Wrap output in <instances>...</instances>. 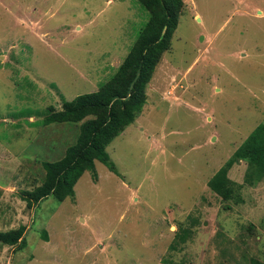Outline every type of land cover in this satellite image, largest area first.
<instances>
[{"label": "rangeland", "instance_id": "rangeland-1", "mask_svg": "<svg viewBox=\"0 0 264 264\" xmlns=\"http://www.w3.org/2000/svg\"><path fill=\"white\" fill-rule=\"evenodd\" d=\"M182 2L141 112L106 148L116 173L95 161L73 197L27 208L20 193L78 135L44 125L49 109L108 81L148 14L135 0H0V231L26 229L0 264H264V180L248 185L241 162L221 171L264 125V0ZM220 173L239 200L217 192Z\"/></svg>", "mask_w": 264, "mask_h": 264}, {"label": "trees", "instance_id": "trees-1", "mask_svg": "<svg viewBox=\"0 0 264 264\" xmlns=\"http://www.w3.org/2000/svg\"><path fill=\"white\" fill-rule=\"evenodd\" d=\"M135 1L145 9L148 20L114 74L95 92L64 102L59 111L50 108V113L43 120L44 125H77L78 135L60 160L42 164V183L30 191L20 193V199L27 208L36 206L49 196L57 202L73 197V187L83 173L92 171L94 179L96 178L95 161L116 173L106 148L141 112L146 102V87L163 54L171 46L183 9L182 0ZM236 162L246 164L244 181L248 185L261 181L264 177V125H258L254 129L221 171L228 170ZM220 174L216 178L217 192L225 200L231 196L239 200L236 194H230L233 193V188L229 187L231 183L228 185L224 173ZM25 232L24 226L0 231V246L15 247L18 250L25 248ZM176 235L181 244L190 237L188 230H178ZM249 263L261 264L256 259H249Z\"/></svg>", "mask_w": 264, "mask_h": 264}, {"label": "crops", "instance_id": "crops-1", "mask_svg": "<svg viewBox=\"0 0 264 264\" xmlns=\"http://www.w3.org/2000/svg\"><path fill=\"white\" fill-rule=\"evenodd\" d=\"M241 163H243V162H241ZM263 180H264V177H263V178H261V181H259V183H260V182H262Z\"/></svg>", "mask_w": 264, "mask_h": 264}]
</instances>
